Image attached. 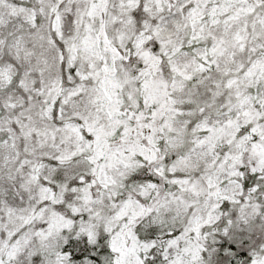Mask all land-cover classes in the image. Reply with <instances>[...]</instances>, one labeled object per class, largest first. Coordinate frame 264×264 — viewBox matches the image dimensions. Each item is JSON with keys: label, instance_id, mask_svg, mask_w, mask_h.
<instances>
[{"label": "snow or ice", "instance_id": "snow-or-ice-1", "mask_svg": "<svg viewBox=\"0 0 264 264\" xmlns=\"http://www.w3.org/2000/svg\"><path fill=\"white\" fill-rule=\"evenodd\" d=\"M0 264H264V0H0Z\"/></svg>", "mask_w": 264, "mask_h": 264}]
</instances>
